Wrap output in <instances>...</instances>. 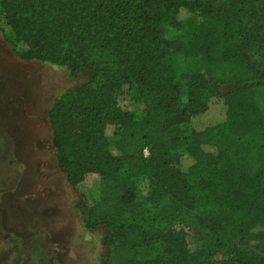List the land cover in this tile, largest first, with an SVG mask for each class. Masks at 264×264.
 Instances as JSON below:
<instances>
[{"label":"trees","instance_id":"obj_1","mask_svg":"<svg viewBox=\"0 0 264 264\" xmlns=\"http://www.w3.org/2000/svg\"><path fill=\"white\" fill-rule=\"evenodd\" d=\"M0 1L19 58L89 73L48 120L70 186L91 171L114 179L85 205L86 228L107 231L104 264H264V0ZM171 53L183 58V83ZM124 88L141 110L119 107ZM121 171L151 181L156 204L141 205ZM189 218L203 231L197 252L174 229Z\"/></svg>","mask_w":264,"mask_h":264},{"label":"rangeland","instance_id":"obj_2","mask_svg":"<svg viewBox=\"0 0 264 264\" xmlns=\"http://www.w3.org/2000/svg\"><path fill=\"white\" fill-rule=\"evenodd\" d=\"M1 17L0 1V27ZM167 57L183 83L182 56ZM88 78V72L73 77L64 67L19 58L0 30V264H104L109 254L101 243L107 231L84 224L85 205L96 203L104 181L114 179L91 171L79 188L70 186L57 167L48 120L55 99ZM117 103L129 112L143 107L125 88ZM189 131V125L179 126L180 134ZM103 133L110 144L118 139L114 125ZM115 179L134 180L137 201L146 208L156 204L148 196L151 181L130 178L125 171ZM174 229L185 235L191 252L201 249L203 231L191 218L176 221ZM216 254L224 258L227 251Z\"/></svg>","mask_w":264,"mask_h":264},{"label":"built area","instance_id":"obj_3","mask_svg":"<svg viewBox=\"0 0 264 264\" xmlns=\"http://www.w3.org/2000/svg\"><path fill=\"white\" fill-rule=\"evenodd\" d=\"M142 153H143L144 157H147L149 155V152H148L147 148H144Z\"/></svg>","mask_w":264,"mask_h":264}]
</instances>
